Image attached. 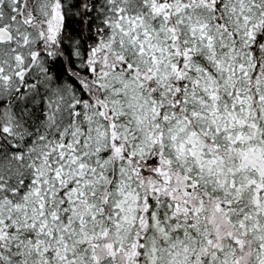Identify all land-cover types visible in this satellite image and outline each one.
Returning <instances> with one entry per match:
<instances>
[{
	"label": "snow or ice",
	"instance_id": "obj_1",
	"mask_svg": "<svg viewBox=\"0 0 264 264\" xmlns=\"http://www.w3.org/2000/svg\"><path fill=\"white\" fill-rule=\"evenodd\" d=\"M0 264H264V0H0Z\"/></svg>",
	"mask_w": 264,
	"mask_h": 264
}]
</instances>
